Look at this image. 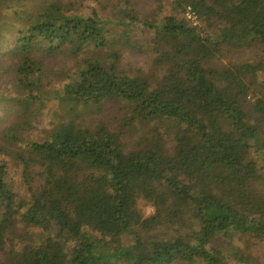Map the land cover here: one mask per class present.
Listing matches in <instances>:
<instances>
[{
  "label": "trees",
  "instance_id": "1",
  "mask_svg": "<svg viewBox=\"0 0 264 264\" xmlns=\"http://www.w3.org/2000/svg\"><path fill=\"white\" fill-rule=\"evenodd\" d=\"M3 102L0 264L260 262L264 0H0Z\"/></svg>",
  "mask_w": 264,
  "mask_h": 264
},
{
  "label": "rangeland",
  "instance_id": "2",
  "mask_svg": "<svg viewBox=\"0 0 264 264\" xmlns=\"http://www.w3.org/2000/svg\"><path fill=\"white\" fill-rule=\"evenodd\" d=\"M133 0H129V3H131ZM151 5V6H150ZM153 5V2L150 1L149 5H147L149 8H151ZM131 7V6H130ZM130 7H126V9H129ZM148 10V9H146ZM169 13V7L168 5L166 4L165 5V8L164 10L162 11V13L160 14V16L162 14H168ZM262 52L261 51H258V50H252V51H244V52H240L239 54L238 53H227L225 54V60H231V61H239V60H243V61H253V60H257L259 56H262ZM141 63V59L140 61L136 64V62H130V65L128 64H125V62L121 61L119 66L121 69H125L128 71H131L132 73H135L137 72L138 70H141L143 73L146 72L147 70V67L144 66L143 68H138L137 65ZM56 68H58L59 66H55ZM54 67V68H55ZM72 67V66H71ZM64 82H61L60 81H57L55 84H53V86H50L48 88H45V95H44V98H43V101L45 102V108L42 112V117L44 118L43 119V125H48L50 121L54 120V116H57V115H61L63 114L62 111H63V107L62 105L59 104V102H57L55 100L56 98V94H59L61 95L63 93V85ZM10 88V85H5L4 89L6 90V92H8L9 94H11L13 96V92L12 91H9ZM104 109H106V112L100 114V115H97L96 118H101L103 120H105V118L111 114L112 116H116L115 118H119L120 115L117 114V112L119 111L118 108L116 107H113V105L109 106H105ZM12 104L10 102H3L1 105H0V131L1 129L7 124V122L10 120L11 118V113H12ZM57 112V113H56ZM117 114V115H116ZM10 116V117H9ZM48 117V119H46L45 117ZM110 120L107 119L106 122H108ZM112 121V120H111ZM110 121V122H111ZM111 124H114L113 122ZM39 125L36 126V128L39 129ZM112 130L117 128L115 127V125L111 126L110 127ZM157 128L162 131L164 128H163V125H161V123H158L157 124ZM37 132L32 134V137L33 138H36L37 136ZM122 141L124 143H127L128 142V139L127 138H122ZM11 167V168H10ZM9 167V177H10V180L12 182H14V185L16 186V188L18 189V187L20 186V184L18 183V176L16 175L17 173H15V169L10 166ZM256 250V256L257 257H260V262L258 264H264V244H259L256 246L255 248Z\"/></svg>",
  "mask_w": 264,
  "mask_h": 264
},
{
  "label": "built area",
  "instance_id": "3",
  "mask_svg": "<svg viewBox=\"0 0 264 264\" xmlns=\"http://www.w3.org/2000/svg\"><path fill=\"white\" fill-rule=\"evenodd\" d=\"M185 18L187 21H189L192 25H196V15L194 12H192L189 8L187 9L185 13Z\"/></svg>",
  "mask_w": 264,
  "mask_h": 264
},
{
  "label": "clouds",
  "instance_id": "4",
  "mask_svg": "<svg viewBox=\"0 0 264 264\" xmlns=\"http://www.w3.org/2000/svg\"><path fill=\"white\" fill-rule=\"evenodd\" d=\"M131 59V56L129 55V54H125V60L127 61V60H130ZM137 67L138 68H143L144 67V65H143V63L141 62V63H139L138 65H137Z\"/></svg>",
  "mask_w": 264,
  "mask_h": 264
}]
</instances>
